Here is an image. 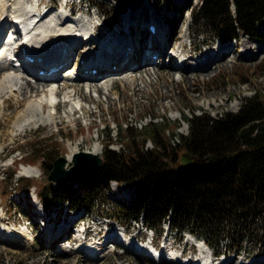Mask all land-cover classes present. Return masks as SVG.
Listing matches in <instances>:
<instances>
[{
	"label": "rangeland",
	"instance_id": "obj_1",
	"mask_svg": "<svg viewBox=\"0 0 264 264\" xmlns=\"http://www.w3.org/2000/svg\"><path fill=\"white\" fill-rule=\"evenodd\" d=\"M28 1L32 2V0ZM96 1H99V5ZM44 2L49 6L59 7L64 0H44ZM71 3V8L67 7V10H75L84 17L90 16L89 21L96 22L103 29L108 28L114 32L120 27H125L130 20L143 23V20L150 18L158 24L166 23L170 34V41L166 47L168 51L162 56L156 52L158 54L155 56L156 64L150 66L148 71L126 72L125 75H121V77L126 76L124 81L121 78L117 81L110 78L102 82L101 80L74 82L68 86L70 88L67 85H61L68 89H76V99L71 102L75 105V101H80L81 107H84L86 111L77 108L76 113H68L65 112L66 109L62 104L59 108H53L52 119H41L37 123L33 122L32 125H24L27 129L19 128L18 131H13L12 119L25 105L26 99L22 100L23 105H19V102L16 104V99L23 96L22 93H17L18 95H15L17 98L9 100L12 104L4 110L0 121V130L4 129L3 137L0 136V179L3 178V181H0V214H2L0 215V264H171L165 262L171 261L169 259L172 253L170 252L164 253L157 259L150 256L152 260H149L144 253L134 252L130 246H125L129 243L127 239H120L123 238L122 230L125 227L131 235L152 236L155 230L146 231L142 221H131L128 217L122 216L120 219L127 222L125 225H121L114 217L108 224L106 221L99 222L100 213L118 214V209L115 210L117 201L127 203L134 200L135 186L131 183H120L115 180L109 182L108 186L100 189L99 199L93 205L90 203L81 210L66 211L67 205L49 206L50 210L47 213L49 219L42 220L39 213H42L43 205L37 197V192L49 179L48 175L42 173L40 161L33 160L29 151L41 141L43 144L48 142L52 146L53 144L59 146V152H62L65 157L70 155L74 147L76 150L73 157L77 152L92 151L97 148L99 151L97 153L103 158L102 143L112 140L114 142L111 146L117 149L120 146L119 142L124 140L123 136L107 135L105 132L111 129L116 130L121 121L127 122L133 134H136L151 121L153 115H158L159 120L166 122L169 127L177 122L182 123L179 131L186 133L188 123L182 119L185 115L190 116L194 113L220 117L228 111L234 112L240 108L247 97L255 94L264 96V40L243 33L235 39L215 38L212 29L204 21L195 17L201 0H172L171 7L164 3L156 6L153 5L152 0H142L140 4L128 6L124 11L119 10L111 0H74ZM13 11H17V8L15 7ZM125 13H128V18L124 21ZM156 27H158L157 24L150 22L151 31L155 32ZM262 29L264 31V23ZM145 31L146 28L143 33ZM147 34L148 31L145 35ZM178 36L181 38L178 39ZM245 39L250 47L243 43ZM180 44L184 46L181 48ZM223 45L232 46L228 57L224 56L219 62L211 59L204 66L196 63V69L188 64L184 68L183 61L188 53L193 54L189 60L191 64H195L196 60L206 57L216 47ZM183 48L186 54H182L181 58L175 56L178 63H182L181 68L175 66L173 68L170 53H181ZM80 61L70 62L67 67L71 64L73 66L69 71L79 70L82 60ZM212 62L215 63L211 66ZM61 74L64 75L62 72ZM102 75L99 76L102 77ZM104 83L105 87H101ZM88 84H92L93 88H90ZM87 86L90 90L85 93V90H88ZM22 88L25 94L26 88L24 86ZM83 94L84 96L80 97ZM61 96L63 97V94ZM78 105L80 104L77 103ZM7 113H11L12 116L7 118ZM42 114L45 113L42 112ZM141 118L143 119L140 124L138 121ZM136 123L139 124L136 125ZM146 146L152 147L150 140L146 142ZM72 163L71 159L67 166L69 167ZM29 166L37 167L39 172L36 175L26 174L27 172L24 171ZM12 170H15L16 178L21 175L30 176L34 184L32 188L25 191L18 188L20 184L17 187L16 183L10 185L11 181L7 180V175ZM84 221L90 228H94V223H97V229L100 226L102 230L99 236L94 238L91 236L89 238L91 243L86 244L82 249L80 245L68 248L65 246L66 241H56L62 230L57 238L49 241L47 232L49 224H52L54 228H60L65 222H70L68 229L71 230L70 232H76L77 224H82ZM73 223L75 227H72ZM150 223L154 224V222ZM260 224L261 221L255 223V225ZM192 225L196 229V234L169 232L166 243L176 240V244L180 247L198 248V245H194V237L203 238L208 233L199 228V225ZM167 229L166 226L161 240L164 239ZM256 231L249 238L241 236L233 241L226 240V243L221 246L222 251H227L226 255H221L219 260L224 261L223 264H264V240L262 234ZM113 232L118 235L120 245L113 239H108L107 245L104 246L103 242L107 239V235ZM2 233H9L8 238H2ZM14 234L16 236L11 237ZM202 242L203 240L197 241L199 246ZM240 243L243 249L233 253L231 249ZM177 260L186 264L180 258Z\"/></svg>",
	"mask_w": 264,
	"mask_h": 264
},
{
	"label": "trees",
	"instance_id": "obj_2",
	"mask_svg": "<svg viewBox=\"0 0 264 264\" xmlns=\"http://www.w3.org/2000/svg\"><path fill=\"white\" fill-rule=\"evenodd\" d=\"M111 1L121 11L142 2ZM152 1L168 7L172 3ZM195 17L212 29L215 38L235 39L243 33L264 40V0H201ZM151 118L136 134L124 121L114 131L104 130L107 135L124 137L119 148L111 146L112 140L102 143L101 166L77 180H47L37 192L40 202L81 210L93 205L100 189L116 180L135 185L134 200L117 201V215H101L119 221L122 216L142 221L159 235L164 234L166 226L170 232L196 234L192 224H197L208 233L203 240L212 251H222L226 240L249 238L255 230L264 240V96H249L238 110L220 117L185 115L186 133L179 131L180 122L169 127L158 115ZM148 140L152 147L146 146ZM35 145L29 154L40 161L42 173L48 175L53 160L63 153L55 144L40 141ZM7 178L10 185L20 184L18 188L31 189L34 185L30 176L16 178L15 170ZM259 221L261 224L255 225ZM242 249L240 243L231 250Z\"/></svg>",
	"mask_w": 264,
	"mask_h": 264
},
{
	"label": "bare ground",
	"instance_id": "obj_3",
	"mask_svg": "<svg viewBox=\"0 0 264 264\" xmlns=\"http://www.w3.org/2000/svg\"><path fill=\"white\" fill-rule=\"evenodd\" d=\"M69 4L72 3L67 2V5ZM43 5L44 7L42 8ZM67 5H64L63 2L59 7L49 6L45 4L44 0H32V2L28 0H0V41L7 28L10 31L15 30L14 35L16 38L11 48L16 51L15 55H17L21 63V67L14 66L13 60H9L6 54L2 55L0 58V121L4 110L12 104L9 100L17 98V96H15L17 93H22L23 96L16 99V104L19 102V105H23L22 100L26 99L25 105L20 110L18 109L19 111L17 113L15 112V117L12 119L11 128L13 131H18L19 128L27 129L24 125H32L33 122L37 123L41 121V119H52L54 117L53 108H59L62 104H64L66 109L65 112L68 113H76L77 108L81 111H86L84 107L80 108L77 106V103L80 104V106L82 105L80 101H75L77 107L71 102L73 99H76L77 91L75 88L68 89L70 88L68 87L70 84H74V82H84L86 80H101L102 82L110 78L116 79V81L121 78V80L124 81L126 76L121 77V75H125L126 72L148 71L150 66L156 64L155 56L158 54L162 56L168 51L166 47L170 41V34L169 27L166 23L158 24L155 20L150 18L146 21L143 20V23L130 20L125 27H120L114 32L108 28L103 29L99 23V25H97L96 22L93 23L89 21L90 16L88 17L86 15L84 17L83 14H78L76 12L74 16H70L67 12ZM153 5L159 6V4L155 3ZM15 7L17 11L14 12L13 9H15ZM48 7L50 8L43 12L45 10L44 8ZM37 15H40V18L35 21ZM127 15L128 13L124 14V21L127 20ZM17 21L25 27V38L27 41H21V30L18 26H15V24H18ZM150 22L157 24L158 27H156L155 32L149 29ZM119 23L121 24V21ZM145 28L146 31L143 33ZM147 31L148 34L145 35ZM114 35L116 37H114ZM177 38L180 39L181 37L178 36ZM243 43L246 44L247 47H250L246 39ZM231 45H228V47L227 45L216 47V49L210 54L208 53L206 57L196 60L195 64H191L189 60V58L193 57V54L188 53L186 59L183 61L184 68L187 67L186 64H188L191 68L193 67V69H196V63L200 64V66H204V64L211 59H215V62H219L224 56H229L228 53L232 49ZM179 46L182 48L184 44H180ZM182 54H186L184 48L181 53H170L172 67L181 68L175 56L181 58ZM27 55L30 56V58H27ZM80 59L82 63L78 68L79 70H70L67 74L62 76V70H69L72 68L73 64L66 68L70 62L78 63V61L81 62ZM215 62H212L211 66ZM55 66H59L58 69L48 73V71ZM94 69L96 73L91 71ZM39 70H45V72L41 73ZM201 71L203 72L206 70ZM74 73H77V78H70L69 75ZM118 73L121 74L118 76L116 75ZM99 75H102V77ZM54 78L55 80L52 81ZM61 85H67L68 88ZM23 86L27 91H25V94L22 90ZM88 86L91 88L92 84H88ZM102 86L105 87V83L101 85V87ZM89 87L88 90H85V93L90 90ZM96 87L100 88L98 85H96ZM96 87L95 89H97ZM105 93H107L106 90ZM62 94L63 97L61 96ZM54 96L57 97L56 102H53L52 98ZM83 96L84 94L80 95V97ZM42 112L45 114H42ZM7 114V118L12 116L11 113ZM22 126L23 128H21ZM3 130L4 129L0 130V136H2ZM5 134L7 135V132H5ZM75 150L76 149L73 147L70 155L68 157L66 156L67 163L71 159L73 160L72 155ZM90 152L97 153L99 151L97 148H94L92 151L90 150ZM24 172H27L26 174L29 175H36L39 169L29 166ZM2 213L4 214V212ZM69 224L70 222H65L60 228H54L52 224H49L47 226L49 241L51 242L53 239L57 238L61 230L68 229ZM8 234L2 233L1 237L6 239L8 238ZM13 236H16V234L11 237ZM197 238L203 240V238ZM108 239H113L115 242H118V235H116L115 232L107 235V239L103 242L104 246L107 245ZM204 244L208 246L205 241ZM174 245H176V243H174ZM130 249L134 252H142L145 254L144 251L138 250L133 245L132 241ZM186 249L187 248H184V250ZM176 256V253L173 252L171 259H169L171 261L165 262L183 264L175 258ZM209 257L210 256H207L208 262L210 261ZM188 264L196 263L190 262Z\"/></svg>",
	"mask_w": 264,
	"mask_h": 264
},
{
	"label": "water",
	"instance_id": "obj_4",
	"mask_svg": "<svg viewBox=\"0 0 264 264\" xmlns=\"http://www.w3.org/2000/svg\"><path fill=\"white\" fill-rule=\"evenodd\" d=\"M229 157H234V154H230ZM102 161L103 158L97 153L80 151L75 153L73 163L68 167L67 158L59 155L53 160L48 178L53 182H71L97 170Z\"/></svg>",
	"mask_w": 264,
	"mask_h": 264
}]
</instances>
